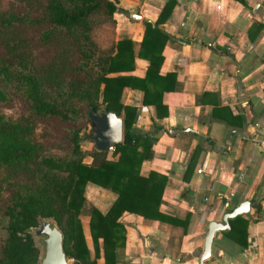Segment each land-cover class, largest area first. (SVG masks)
<instances>
[{
  "label": "trees",
  "instance_id": "1",
  "mask_svg": "<svg viewBox=\"0 0 264 264\" xmlns=\"http://www.w3.org/2000/svg\"><path fill=\"white\" fill-rule=\"evenodd\" d=\"M120 9L117 0H0V264L38 263L40 250L28 229L40 218L54 219L72 264H115L116 247L126 240L124 211L185 223L160 209L166 174L140 173L142 161L152 156L154 138L133 129L136 107L120 101L124 86L137 87L144 103L166 113L160 110L161 97L170 85L156 79L161 30L146 22L138 54L150 63L144 77L135 76L131 41L115 37L114 12ZM14 92L27 108L11 117L3 107L11 105ZM79 104L87 113L94 108L121 116L123 140L110 154L81 147V123L91 121ZM47 118L68 124L66 150L37 139L38 122ZM88 181L116 193L106 212L90 208L92 257L79 217ZM248 220L230 219L228 234L240 236L243 245Z\"/></svg>",
  "mask_w": 264,
  "mask_h": 264
},
{
  "label": "crops",
  "instance_id": "2",
  "mask_svg": "<svg viewBox=\"0 0 264 264\" xmlns=\"http://www.w3.org/2000/svg\"><path fill=\"white\" fill-rule=\"evenodd\" d=\"M168 1L117 0L115 37L131 41L132 73L144 77L146 22L161 30L156 79L170 85L166 113L137 87L124 86L120 101L136 107L133 129L154 138L140 173L166 174L160 209L185 223L122 212L126 240L115 264H198L209 223L246 199V244L217 230L202 264H264V0H171L164 16ZM84 197L79 217L92 257L90 208L106 212L116 193L88 181Z\"/></svg>",
  "mask_w": 264,
  "mask_h": 264
},
{
  "label": "water",
  "instance_id": "3",
  "mask_svg": "<svg viewBox=\"0 0 264 264\" xmlns=\"http://www.w3.org/2000/svg\"><path fill=\"white\" fill-rule=\"evenodd\" d=\"M90 118L91 133L88 135L93 142L95 149L106 150L123 140V122L120 115L110 110L94 109L88 111ZM191 130V129H188ZM200 135H206L198 132ZM264 135V130H261ZM251 201L246 199L241 201L231 210L226 211L220 221H211L208 225L207 233L204 238L203 250L200 255L199 263L209 256L212 237L215 231L228 232L231 228L230 219L238 216H250ZM32 232V237L40 240L43 252L37 264H71L70 258L65 254L63 248V233L55 223L53 218H40L39 223L28 229Z\"/></svg>",
  "mask_w": 264,
  "mask_h": 264
},
{
  "label": "rangeland",
  "instance_id": "4",
  "mask_svg": "<svg viewBox=\"0 0 264 264\" xmlns=\"http://www.w3.org/2000/svg\"><path fill=\"white\" fill-rule=\"evenodd\" d=\"M80 109L83 113H87V107L84 104H79ZM27 108V103L25 99L17 92L12 93L11 105L4 106L3 110L9 114L11 117L18 116L22 111ZM83 126L81 128V137L79 139L80 145L83 149L84 147H94L93 142L89 139L88 135L91 133V125L89 122H82ZM68 124L64 121H60L56 118H47L39 120L38 127L36 130V137L41 141L46 147L51 149H58L64 151L68 147L67 135L65 127ZM33 235L32 232H30ZM35 244L39 247L42 254L43 246L39 239L33 237ZM70 263L72 259L70 258Z\"/></svg>",
  "mask_w": 264,
  "mask_h": 264
},
{
  "label": "built area",
  "instance_id": "5",
  "mask_svg": "<svg viewBox=\"0 0 264 264\" xmlns=\"http://www.w3.org/2000/svg\"><path fill=\"white\" fill-rule=\"evenodd\" d=\"M169 131H171V130L169 129ZM263 137H264V135H263ZM113 147H114V146H110V147L108 148V150H109V151H112V150H113Z\"/></svg>",
  "mask_w": 264,
  "mask_h": 264
}]
</instances>
